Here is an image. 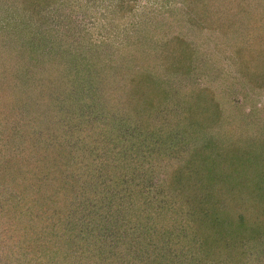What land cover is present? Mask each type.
Segmentation results:
<instances>
[{"label": "trees", "instance_id": "16d2710c", "mask_svg": "<svg viewBox=\"0 0 264 264\" xmlns=\"http://www.w3.org/2000/svg\"><path fill=\"white\" fill-rule=\"evenodd\" d=\"M21 1L22 8L59 6ZM195 5L202 13L212 6ZM125 78L103 91L112 97L105 114L92 100L79 109L73 136L54 128L44 157L33 155L42 146L34 147L31 134L32 153L0 164V264H102L124 239L137 264H264V167L256 169L255 153L193 141L209 121L205 110L190 109L183 118L191 123L169 127L154 106L162 90L150 85L153 74ZM138 220L147 248L132 236Z\"/></svg>", "mask_w": 264, "mask_h": 264}, {"label": "rangeland", "instance_id": "374dc122", "mask_svg": "<svg viewBox=\"0 0 264 264\" xmlns=\"http://www.w3.org/2000/svg\"><path fill=\"white\" fill-rule=\"evenodd\" d=\"M53 1L59 6L35 7L36 19L21 0H0V164L32 153L31 134L34 147L42 146L33 155L44 157L54 128L73 136L80 108L95 100L96 113L105 114L112 97L103 91L147 70L150 85L162 90L154 106L164 124L191 123L183 115L203 109L209 121L193 141L228 147V154L249 149L263 169L264 0H121L122 8L120 0ZM197 3L212 6L202 13ZM115 64L123 71L105 69ZM138 222L132 236L147 248ZM125 242L102 264H137Z\"/></svg>", "mask_w": 264, "mask_h": 264}]
</instances>
